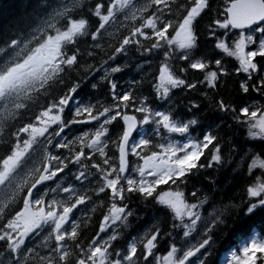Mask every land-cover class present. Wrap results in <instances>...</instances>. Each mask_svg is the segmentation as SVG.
Masks as SVG:
<instances>
[{
    "label": "snow or ice",
    "instance_id": "6c2138e0",
    "mask_svg": "<svg viewBox=\"0 0 264 264\" xmlns=\"http://www.w3.org/2000/svg\"><path fill=\"white\" fill-rule=\"evenodd\" d=\"M21 7L0 29V264H216L264 223V0ZM224 264H264V234Z\"/></svg>",
    "mask_w": 264,
    "mask_h": 264
},
{
    "label": "trees",
    "instance_id": "16d2710c",
    "mask_svg": "<svg viewBox=\"0 0 264 264\" xmlns=\"http://www.w3.org/2000/svg\"><path fill=\"white\" fill-rule=\"evenodd\" d=\"M22 0H0V29H3L5 25H8L11 21H14L21 15L22 12ZM7 32L0 34V40H3ZM102 98V94L100 96ZM227 169H221L218 173L217 184L223 185L227 178ZM212 175L211 172L206 173ZM202 176L194 178L193 183L203 182L205 187H210L206 181L202 180ZM253 231L259 234H264V223H261L259 219L247 221L246 226L242 227L240 223H237L234 227L228 230V235L224 239H219L218 242V255L216 256V264H219L221 254L227 251L229 247H235L237 243L246 238Z\"/></svg>",
    "mask_w": 264,
    "mask_h": 264
},
{
    "label": "rangeland",
    "instance_id": "374dc122",
    "mask_svg": "<svg viewBox=\"0 0 264 264\" xmlns=\"http://www.w3.org/2000/svg\"><path fill=\"white\" fill-rule=\"evenodd\" d=\"M252 235H256V233H254V234H252ZM244 239H245V238H244ZM244 239L240 240V241L237 243L236 247H238V246L243 242ZM228 251H229V250H228ZM228 251H227L226 253H224V254L221 256L220 264H224L225 258H226L227 254H228Z\"/></svg>",
    "mask_w": 264,
    "mask_h": 264
}]
</instances>
